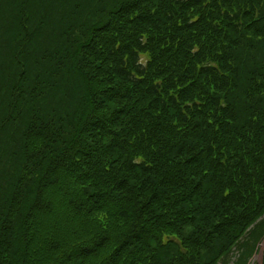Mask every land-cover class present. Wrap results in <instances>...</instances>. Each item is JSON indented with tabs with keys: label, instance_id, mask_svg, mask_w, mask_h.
Masks as SVG:
<instances>
[{
	"label": "trees",
	"instance_id": "trees-1",
	"mask_svg": "<svg viewBox=\"0 0 264 264\" xmlns=\"http://www.w3.org/2000/svg\"><path fill=\"white\" fill-rule=\"evenodd\" d=\"M263 243L264 0H0V264Z\"/></svg>",
	"mask_w": 264,
	"mask_h": 264
},
{
	"label": "rangeland",
	"instance_id": "rangeland-1",
	"mask_svg": "<svg viewBox=\"0 0 264 264\" xmlns=\"http://www.w3.org/2000/svg\"><path fill=\"white\" fill-rule=\"evenodd\" d=\"M142 56H143L142 57L143 61H145L147 59V56L146 55H142ZM261 246H262V249L260 248V250L254 255L252 264H261V251L263 255L264 243Z\"/></svg>",
	"mask_w": 264,
	"mask_h": 264
},
{
	"label": "water",
	"instance_id": "water-1",
	"mask_svg": "<svg viewBox=\"0 0 264 264\" xmlns=\"http://www.w3.org/2000/svg\"><path fill=\"white\" fill-rule=\"evenodd\" d=\"M262 259H263V255H262V251H261V264H262Z\"/></svg>",
	"mask_w": 264,
	"mask_h": 264
},
{
	"label": "bare ground",
	"instance_id": "bare-ground-1",
	"mask_svg": "<svg viewBox=\"0 0 264 264\" xmlns=\"http://www.w3.org/2000/svg\"><path fill=\"white\" fill-rule=\"evenodd\" d=\"M260 258V257H259Z\"/></svg>",
	"mask_w": 264,
	"mask_h": 264
}]
</instances>
